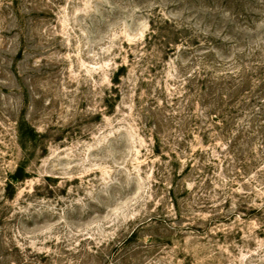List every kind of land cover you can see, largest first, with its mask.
<instances>
[{"label":"rangeland","instance_id":"1","mask_svg":"<svg viewBox=\"0 0 264 264\" xmlns=\"http://www.w3.org/2000/svg\"><path fill=\"white\" fill-rule=\"evenodd\" d=\"M0 264H264V0H0Z\"/></svg>","mask_w":264,"mask_h":264}]
</instances>
